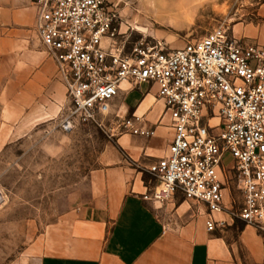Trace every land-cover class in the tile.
I'll return each instance as SVG.
<instances>
[{"label": "built area", "instance_id": "obj_1", "mask_svg": "<svg viewBox=\"0 0 264 264\" xmlns=\"http://www.w3.org/2000/svg\"><path fill=\"white\" fill-rule=\"evenodd\" d=\"M28 1L34 35L63 87L55 126L149 137L151 126L133 113L121 116L115 98L121 82L157 84L172 136L145 167L143 198L179 195L200 204L206 231L223 224L214 214L226 212L264 242V46L217 25L177 48L140 41L125 51L121 0Z\"/></svg>", "mask_w": 264, "mask_h": 264}, {"label": "crops", "instance_id": "obj_2", "mask_svg": "<svg viewBox=\"0 0 264 264\" xmlns=\"http://www.w3.org/2000/svg\"><path fill=\"white\" fill-rule=\"evenodd\" d=\"M257 14L252 29L242 25L237 30H251L255 42L264 46V1ZM33 24L28 0H0V111L7 102L14 105L10 113H24L28 101L35 100L31 116L42 119L58 111L63 87ZM142 84L150 87L140 83L129 88L121 82L115 106L121 116L141 117L153 134L120 133L105 144L86 195L58 214L50 240L27 264H264V242L250 225L222 212L214 217L223 224L206 231L200 204L143 198L142 174L165 152L172 129L166 115L160 118L162 104L155 94L144 91L132 106L124 102Z\"/></svg>", "mask_w": 264, "mask_h": 264}, {"label": "rangeland", "instance_id": "obj_3", "mask_svg": "<svg viewBox=\"0 0 264 264\" xmlns=\"http://www.w3.org/2000/svg\"><path fill=\"white\" fill-rule=\"evenodd\" d=\"M263 1L121 0L120 39L125 51L140 41L171 48L223 25L236 38L255 42L249 29L259 21L257 6ZM242 25L249 29L237 30ZM157 89V84L147 90L142 84L124 102L132 106L141 93L155 94ZM62 98L61 89L59 101ZM36 106L35 100H29L24 113H10L14 105L6 102L0 111V264H27L40 252L50 240L58 214L86 195L100 166L99 155L114 138L92 125L63 132L55 126L57 112L42 119L32 117ZM228 161L223 157V164ZM142 176L146 183L148 173ZM229 192L237 202L231 185Z\"/></svg>", "mask_w": 264, "mask_h": 264}]
</instances>
